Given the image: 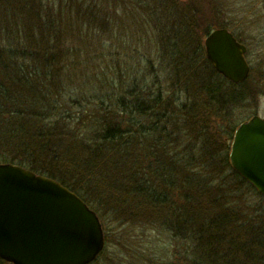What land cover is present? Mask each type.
<instances>
[{"label":"trees","instance_id":"trees-1","mask_svg":"<svg viewBox=\"0 0 264 264\" xmlns=\"http://www.w3.org/2000/svg\"><path fill=\"white\" fill-rule=\"evenodd\" d=\"M163 1L143 0L140 8L159 14ZM196 1H187L188 8L183 7L178 27L185 28L184 38L190 46H181L173 36L168 48L174 50L173 63L186 68L189 89L199 82L201 64L217 75L206 85L211 97L226 88L227 102L229 96L234 101L241 98L246 89L251 97L252 69L246 81L230 82L208 61L200 38L194 40L200 20ZM132 3L0 0V30L4 24L11 29L8 35L1 31L0 42V163H16L60 181L98 214L106 246L91 264H107L103 258L115 243L113 232L116 238H124L115 244L131 259L120 257L122 264H264V196L234 170L229 157L240 122L231 126L230 137L222 141L223 150L210 143L203 145L200 176L180 178L168 169L166 159L160 160L164 155L156 158L150 150L154 147L135 136H145V131L151 136L148 127L139 123L142 133L130 127L126 118L121 120L124 113L138 108V121L146 114H153L155 127L167 121L160 111L165 106L164 90L154 91L147 77L154 73V62L141 74L133 61L127 62L128 69L104 59L106 54L113 56L106 41H117L119 50L124 44L120 40L133 39V29L146 25L145 21L138 23L141 15L129 14L134 9L126 10V4L135 9L141 4ZM124 12L126 19L121 16ZM168 15L165 20L172 18ZM161 18L154 23L159 24ZM218 27L226 25L216 21L201 26L202 39ZM83 50L89 51L84 57ZM243 84V91L237 90ZM120 92L129 94L131 100L122 98ZM186 106L188 110L180 111L193 114L196 120L197 104ZM223 168L234 182V186L228 183L230 188L225 187L226 180L219 182ZM256 198L258 202L250 206ZM125 226H129L127 231ZM131 226L139 227L142 235L129 232ZM133 237L141 247L130 244ZM116 259L115 255L110 264H121ZM0 264L9 263L0 259Z\"/></svg>","mask_w":264,"mask_h":264},{"label":"rangeland","instance_id":"rangeland-1","mask_svg":"<svg viewBox=\"0 0 264 264\" xmlns=\"http://www.w3.org/2000/svg\"><path fill=\"white\" fill-rule=\"evenodd\" d=\"M132 1L135 4H137V1H140L141 4L136 9L126 4V10L134 9V11H131L129 14L134 13L138 16L141 15L142 20H138V23H143L145 21L148 27L144 24L142 30L134 28L133 33H135V35L134 37L132 35L133 39L129 37V39L126 38L124 41L120 40L124 44L119 45V50L117 49V41L113 39L106 41V49L109 52L111 51L113 56L110 57L106 54L104 59L106 61L113 60L117 65L118 62H120L121 66L124 65L128 67V69L129 66L127 62L133 61L132 66L137 69L140 68L139 72H141V74L147 73L149 71L150 62H154V73H148L147 77L149 84L154 86V91L164 90L162 93L164 95L162 102H164L163 105L165 106H163L160 111L166 114V116L164 114L163 116H165L167 121H164V124L162 123L159 127H155L153 114L149 116L147 114L143 115L138 121L135 117V113L136 116L139 114L138 108H132L131 111L124 113L122 116L123 119L121 120L126 118L128 124L131 125L130 127L141 130L142 133H144L142 127H148L151 136H148V132L146 131L145 136H135H137L139 141L141 139L145 141V143L147 142L148 146L154 147L150 150L151 152L154 151V156L156 158L164 155L160 160L164 161L166 159L165 162L168 164V169L174 174H177L180 178L200 176L204 167L205 159L202 154L205 151L203 147L205 143H210L214 145L216 149L223 150L225 144L224 142L222 143V141H226L227 138L230 137L231 126L234 123L247 120L253 115H260L264 118V0H197L194 4L199 13L197 17L200 19L199 22H197V29H194V40L198 41L197 39L200 38V44L203 45L204 38L202 39L201 37L203 35L201 34V26L206 28L218 21L219 24L226 25V27L239 36L248 46L249 51L247 60L252 67V74L248 81V87L251 88L250 91L252 95L248 98L247 92L249 91L246 89V93L244 92L245 96L243 95L235 101L232 96H229L230 102L224 100L225 94L223 92L227 90V88L218 91L215 97H211L210 94H207L208 90L206 85L212 82L211 77L216 74H211L210 68L206 65L203 67L200 64L199 57L197 60H199L201 67L200 79L198 83L192 84L190 89L186 85L188 81L187 74H189L185 70L186 68L173 63L174 59L172 56L174 50L168 49L170 48V44L175 40L173 36L178 39L181 46H190L187 39L184 38L185 28L182 29L178 27L181 25L180 21L183 15V7H186L187 4L181 0L175 1V3L171 0L168 1L172 2V5H170L164 0L163 3L159 5L160 13L151 15L140 8L143 4V0ZM135 4L132 3V5ZM180 6L182 8H180ZM211 11L213 15L210 13ZM168 14H172V18L165 20V18L169 16ZM156 15L158 16L155 17ZM121 16L126 19V12L121 14ZM159 18H161L159 24L154 23L156 22L155 20ZM5 26L4 24V28L0 30V42H2L1 31L5 30V33L7 31V35L11 32V29L9 30V28ZM198 31H200V33H198ZM129 32L130 30H128V33ZM142 32L143 34H141ZM163 38L165 39L164 44L167 46L162 44ZM100 41L101 40H99V42ZM111 43H115V46H112V48H110ZM83 51V57L85 56V52L89 53L87 50ZM93 51L96 52L95 50ZM191 55L192 58H194V54L192 53ZM121 66L118 65V67ZM130 68L132 69V67ZM124 79L131 81L130 78ZM244 87L243 84V86L237 88V90L243 91L242 88ZM120 95L122 98L125 97L128 101L131 100L129 94L120 92ZM171 102L174 103V106L173 104L172 106L169 105ZM193 103H196L198 106L196 120L193 119V114L185 111L189 108L186 105H191ZM181 108L185 110L180 111ZM189 118L193 121L190 122ZM134 119L137 124L134 123ZM130 122L132 123L130 124ZM139 123H143V126H139ZM165 124L166 128L164 127V131H162L161 129ZM214 140H218L220 143ZM138 155L141 156L140 148ZM53 165L58 167L56 164H52L51 166ZM224 169L225 168L222 169L223 172ZM229 176H231L229 172H224L223 175H220L219 182L223 183L226 180L225 187L230 188L231 186H229L228 183L230 182L234 186V182ZM256 202H258L257 198L252 199L249 205L251 206V203ZM122 228L127 231L129 226ZM139 229V227L134 228L131 226L129 232L142 235V231H139ZM112 239L115 243H119V241L124 238H119L118 235L116 238L115 232H113ZM129 242L130 244L134 243L136 247H141L138 238L135 239L133 237ZM115 243L108 248L107 252L109 253L107 258H103L107 264L111 263V259L115 255L119 261L120 257H122L121 260L127 261L128 256H125L127 252H123V254L120 253V246ZM100 264L105 263L101 262Z\"/></svg>","mask_w":264,"mask_h":264},{"label":"water","instance_id":"water-1","mask_svg":"<svg viewBox=\"0 0 264 264\" xmlns=\"http://www.w3.org/2000/svg\"><path fill=\"white\" fill-rule=\"evenodd\" d=\"M207 59L226 79L250 74L247 46L228 28L205 38ZM232 167L264 196V118L253 115L235 130ZM98 214L60 181L16 163H0V259L12 264H91L103 252Z\"/></svg>","mask_w":264,"mask_h":264},{"label":"flooded vegetation","instance_id":"flooded-vegetation-1","mask_svg":"<svg viewBox=\"0 0 264 264\" xmlns=\"http://www.w3.org/2000/svg\"><path fill=\"white\" fill-rule=\"evenodd\" d=\"M178 1H180V0H178ZM181 1H183V2H187V1H190V0H181ZM225 28H228V27H225ZM214 28H211V30H210V32L213 30ZM228 30L234 35V37L237 39V41L238 42H240V43H242V44H244V45H246L240 38H239V36H237L234 32H232L229 28H228ZM209 32V33H210ZM208 35V34H207ZM207 35L204 37V43H203V45H204V48H205V38L207 37ZM201 41V40H200ZM247 46V45H246ZM248 51H249V49H248V46H247V52H246V54H245V58H246V60H247V54H248ZM247 62L249 63V61L247 60ZM249 65H250V67H251V64L249 63ZM251 69H252V67H251ZM218 73V72H217ZM218 74H220V73H218ZM221 75V74H220ZM222 76V75H221ZM224 77V76H223ZM225 78V77H224ZM226 79V78H225Z\"/></svg>","mask_w":264,"mask_h":264}]
</instances>
